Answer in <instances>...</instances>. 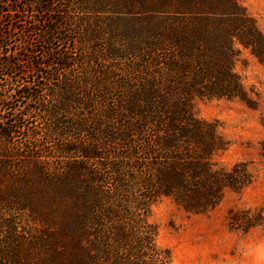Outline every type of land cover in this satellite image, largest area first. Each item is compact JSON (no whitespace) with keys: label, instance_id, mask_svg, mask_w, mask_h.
Returning <instances> with one entry per match:
<instances>
[{"label":"trees","instance_id":"trees-1","mask_svg":"<svg viewBox=\"0 0 264 264\" xmlns=\"http://www.w3.org/2000/svg\"><path fill=\"white\" fill-rule=\"evenodd\" d=\"M142 4L132 78L88 60L63 0L0 2V158L13 152L61 171L66 205L57 210V229L36 237L42 264H167L153 206L173 196L186 209L205 210L225 189L249 182L237 165L216 166L223 140L213 123L194 116L191 100L245 99L234 40L264 59V34L237 0ZM36 113L50 121L48 145L30 124ZM5 178L0 173V186Z\"/></svg>","mask_w":264,"mask_h":264},{"label":"rangeland","instance_id":"rangeland-1","mask_svg":"<svg viewBox=\"0 0 264 264\" xmlns=\"http://www.w3.org/2000/svg\"><path fill=\"white\" fill-rule=\"evenodd\" d=\"M63 1L76 16L79 47L88 60L136 76L143 0ZM237 1L250 25L264 34V0ZM233 47V69L246 98L195 96L192 111L213 123L223 140L213 155L216 166L233 170L237 165L249 182L225 189L222 199L205 210L186 209L173 196L158 201L150 221L157 227V244L167 264H264V59L239 39ZM45 95L49 99V92ZM30 124L39 128L45 145L54 140L45 116L36 113ZM26 139L18 137L20 142ZM4 156L0 162L8 166L0 163L6 176L0 186V260L42 264V244L36 237L57 229L58 211L66 205L60 198L61 171L28 163L13 152Z\"/></svg>","mask_w":264,"mask_h":264}]
</instances>
